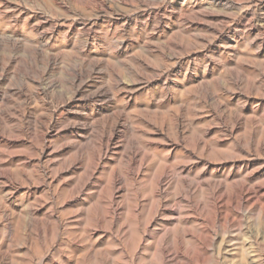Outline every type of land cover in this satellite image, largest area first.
I'll list each match as a JSON object with an SVG mask.
<instances>
[{"label": "rangeland", "instance_id": "obj_1", "mask_svg": "<svg viewBox=\"0 0 264 264\" xmlns=\"http://www.w3.org/2000/svg\"><path fill=\"white\" fill-rule=\"evenodd\" d=\"M0 264H264V0H0Z\"/></svg>", "mask_w": 264, "mask_h": 264}, {"label": "bare ground", "instance_id": "obj_2", "mask_svg": "<svg viewBox=\"0 0 264 264\" xmlns=\"http://www.w3.org/2000/svg\"><path fill=\"white\" fill-rule=\"evenodd\" d=\"M115 135H117V131L116 130H114V133L109 137V139L107 140V142H106V145L103 147V149H102V152L100 151L99 153H98V155H99V159H101L103 156H105L106 155V153L107 152H109L112 148H111V146H112V141L114 140V137H115ZM115 150H118V145L115 147ZM136 156V155H135ZM134 160V159H133ZM130 161V165H129V167L131 168V166H133L132 165V162H134V161ZM141 167V166H140ZM132 169V168H131ZM138 170H140L139 168L137 169H132V176H133V178L137 175L136 173H137V171ZM122 180H121V178L120 177H118V176H116L115 175V177H114V185H117L118 183H120ZM114 199V198H113Z\"/></svg>", "mask_w": 264, "mask_h": 264}]
</instances>
